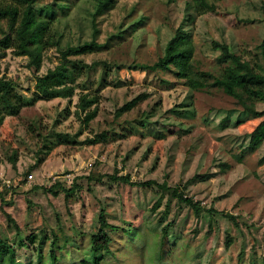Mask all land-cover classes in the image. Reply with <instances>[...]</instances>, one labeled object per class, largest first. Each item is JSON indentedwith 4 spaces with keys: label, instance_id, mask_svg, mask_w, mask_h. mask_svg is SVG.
Wrapping results in <instances>:
<instances>
[{
    "label": "rangeland",
    "instance_id": "obj_1",
    "mask_svg": "<svg viewBox=\"0 0 264 264\" xmlns=\"http://www.w3.org/2000/svg\"><path fill=\"white\" fill-rule=\"evenodd\" d=\"M38 1L40 6L55 2ZM98 1L61 2L66 8L56 9L51 23L61 48L91 40ZM189 1L116 0L112 9L95 18L96 41L103 47L77 58L88 65L105 62L109 68L103 74L99 65L77 81V95L84 82L85 92L96 91L100 98L97 116L86 127L81 124L83 114L75 115L77 95L70 102L39 101L0 126V238L15 247V264H50L52 235L58 247L55 264H92L89 238L98 231L101 209L113 228L105 230L111 243L101 253L100 264H264V141L255 152L245 151L248 134L262 118L240 116L241 108L219 90L190 92L171 73L130 69L155 63L178 27L190 34L199 71L218 73L224 66L212 42L228 45L244 60L258 58L264 0H207L214 11L196 15L192 22L185 19ZM5 32L1 21L0 37ZM27 63L26 57L7 50L0 58V77L30 97L35 77L59 65L60 54L55 47L47 49L38 72ZM100 78L105 80L102 87ZM142 93L149 97L114 118L116 109ZM173 110L194 114L179 116ZM239 118L244 121L234 125ZM106 131L112 136L107 142L85 144ZM113 132L124 137L117 139ZM64 135L68 143L59 144ZM43 144L52 151L34 168ZM223 164L229 168L223 170ZM115 172L135 183H166L170 190L107 178L86 180ZM204 174L213 175L192 181ZM74 178L79 190L68 202L62 194L53 197L37 189L54 182L69 188ZM174 188L199 205L198 214L171 196ZM30 235L38 238L33 244L27 240ZM226 237L231 240L228 249ZM1 264H9L8 259Z\"/></svg>",
    "mask_w": 264,
    "mask_h": 264
},
{
    "label": "trees",
    "instance_id": "obj_2",
    "mask_svg": "<svg viewBox=\"0 0 264 264\" xmlns=\"http://www.w3.org/2000/svg\"><path fill=\"white\" fill-rule=\"evenodd\" d=\"M62 1L64 0H55L50 5L40 6L38 0H0V22L3 21L6 26V32L0 37V58L3 57L4 52L10 50L16 57H26L28 59L27 68L38 72L43 53L47 49L55 47L60 54L59 65L53 70H47L44 75L35 77L34 91L30 97L18 93L14 83L10 79L5 76L0 77V126L7 117H16L22 109L31 107L39 101L66 99L70 102L77 95L76 90L79 89L77 81L83 74L90 72L99 65L102 68L103 74H106L108 71L109 66L105 62H93L88 65L77 57L95 53L103 47L96 41L98 29L95 24V18L102 15L105 11L112 9L116 0H99L97 2L92 15L93 30L90 41L75 46L66 45L65 48L60 47L59 40H54L55 35L51 31V23L56 17V9L63 10L66 8L61 3ZM213 11L214 6L208 4L207 0H190L186 3L185 19L192 22L196 15L200 16L206 12ZM212 48L219 51L217 61L224 64L221 71L212 73L197 70L193 63V44L190 34L183 30L182 27H178L165 45L163 55L155 63L135 64L130 69L151 73H171L176 79L181 80L190 92H203L210 91L211 89L219 90L226 96L232 98L235 104L241 108L240 116L246 119L262 118L248 134V144L245 151L247 153H253L260 148L264 141V109L259 111L256 107L258 104L264 107V35L257 46L259 56L255 61L244 60L241 56L232 52L226 44L212 42ZM104 81L103 78H100L99 87L104 85ZM83 84L84 82L81 84V92L77 95L75 115L79 116L83 114L81 124L86 127L97 116L100 98L96 91L93 94L85 92L87 88ZM148 97L149 94L145 93L137 95L116 109L114 118L118 119L123 114L132 111ZM173 112L179 116L186 117H191L194 114L193 110H181L179 112L173 110ZM145 117L146 114H143L139 122L142 128L146 122ZM243 121L239 118L234 125H239ZM108 133L109 131L97 134L93 139L86 140L85 144L93 145L107 142L112 137ZM113 135L117 139L124 137L115 133ZM68 137V135H64V139L61 142L57 141L59 144L68 143ZM72 139L74 140V137ZM51 151V146L43 144V153L41 152L42 155L36 159L34 168L41 166ZM263 160L264 156L260 161ZM222 167L224 168L223 170L229 168L227 164H223ZM212 175H195L192 181L202 182L210 179ZM103 178L129 186L142 188L154 186L160 192L170 190L166 183L158 184L152 181L135 183L130 180L129 176H118L117 172L112 175L98 176L96 179L86 177V180L88 182L94 180L100 182ZM77 180L78 178H74L69 188L64 187L60 182H54L48 187L41 186L36 188L41 189L44 193H48L53 197H58L62 194L64 201L68 202L72 195L79 190V186L76 183ZM171 196L178 202L184 203L195 214L199 213V205L193 202L191 198L180 193L177 188L171 189ZM3 204L1 198V205ZM208 212H211V210ZM5 216L8 222L13 223L9 215ZM227 217L232 219L230 216ZM98 223L99 228L97 233L92 234L89 238L91 252L94 256L92 264H100L101 253L108 251L111 243L110 234H107L105 230H110L113 226L108 224L103 209L98 214ZM14 226L16 229L18 228L15 223ZM166 227L161 228L163 236L167 235ZM52 236L54 240L50 243L49 258L50 264H55L58 247L55 235ZM35 239H38L35 235L27 237V240L31 244L34 243ZM230 245L231 240L229 237H226L225 249H228ZM18 246L21 247V244ZM15 256V247L0 238V264L6 258L9 264H15Z\"/></svg>",
    "mask_w": 264,
    "mask_h": 264
}]
</instances>
